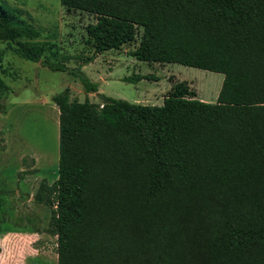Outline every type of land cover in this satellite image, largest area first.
Wrapping results in <instances>:
<instances>
[{
  "label": "trees",
  "instance_id": "1",
  "mask_svg": "<svg viewBox=\"0 0 264 264\" xmlns=\"http://www.w3.org/2000/svg\"><path fill=\"white\" fill-rule=\"evenodd\" d=\"M60 1L95 16V55L42 65L101 103L71 100L70 88L53 97L58 179L34 199L50 211L57 264H264V0ZM28 16L0 0V41L39 62L46 47ZM138 37V61L223 74L217 101L186 81L162 106L100 95L82 67ZM145 78L157 79L126 81Z\"/></svg>",
  "mask_w": 264,
  "mask_h": 264
},
{
  "label": "rangeland",
  "instance_id": "2",
  "mask_svg": "<svg viewBox=\"0 0 264 264\" xmlns=\"http://www.w3.org/2000/svg\"><path fill=\"white\" fill-rule=\"evenodd\" d=\"M30 16L46 47L39 62L22 58L15 42L0 41V75L8 90L0 97V264H57V238L48 234L50 211L34 196L43 181L58 179L59 109L53 97L70 88L71 100L101 103L79 80L42 65L43 60L82 65L95 51L86 28L95 16L67 10L60 0H8ZM31 18V19H30ZM139 42L98 54L82 71L99 94L130 103L162 106L165 89L186 81L198 100L220 92L224 75L177 64H148L130 54ZM154 75L157 79L126 81ZM215 103L216 100H211ZM205 102V101H202Z\"/></svg>",
  "mask_w": 264,
  "mask_h": 264
},
{
  "label": "crops",
  "instance_id": "3",
  "mask_svg": "<svg viewBox=\"0 0 264 264\" xmlns=\"http://www.w3.org/2000/svg\"><path fill=\"white\" fill-rule=\"evenodd\" d=\"M164 92H166V94L169 92V87L167 88L166 87V89H165V91ZM218 95H219V92L217 91L215 94H213L212 95V97L210 98V100L208 101H206V100H204V99H200V101H205V102H212L211 100H216L217 99V97H218ZM165 97V96H164ZM164 97H163V101H164ZM197 98H198V96H197ZM135 104H138V103H135ZM142 105V104H141Z\"/></svg>",
  "mask_w": 264,
  "mask_h": 264
}]
</instances>
